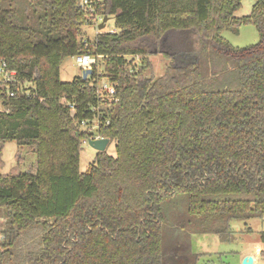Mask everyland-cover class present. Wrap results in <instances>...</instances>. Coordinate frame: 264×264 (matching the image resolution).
Returning <instances> with one entry per match:
<instances>
[{"label": "trees", "instance_id": "1", "mask_svg": "<svg viewBox=\"0 0 264 264\" xmlns=\"http://www.w3.org/2000/svg\"><path fill=\"white\" fill-rule=\"evenodd\" d=\"M241 1L104 0L116 30L90 45L77 0H0V63L16 74L13 97L0 84V264H196L191 236L227 241L232 221L264 216V0L236 17ZM247 24L257 44L220 35ZM87 51L91 74L60 81ZM94 136L114 155L80 172ZM10 141L34 155L27 171L18 151L1 173Z\"/></svg>", "mask_w": 264, "mask_h": 264}, {"label": "rangeland", "instance_id": "2", "mask_svg": "<svg viewBox=\"0 0 264 264\" xmlns=\"http://www.w3.org/2000/svg\"><path fill=\"white\" fill-rule=\"evenodd\" d=\"M255 0H242L240 8L234 13L236 17H242L249 14ZM115 29L114 20L109 18L105 28L101 31ZM83 40H88L92 45L97 34L96 29L92 26L83 25ZM221 37L235 48H243L257 44L260 40L259 32L254 25L247 24L238 27L237 32L224 29ZM153 71L156 76L162 75L168 60L162 56H150ZM81 70L76 65L74 56L65 58L59 66V80L68 82L75 77L81 76ZM99 83L104 82V78H99ZM93 122L92 129L95 130ZM82 150L79 156V171L87 170L89 163L93 160L96 151L88 144L82 143ZM21 154L20 169L27 171L35 157L27 149L18 150L15 142H6L1 151V160L3 166L1 173H7L17 163V152ZM105 151L109 155H114V143L108 142ZM0 222L2 215L0 214ZM232 235L230 240L221 241L213 234H196L191 236L192 251L198 255L196 264H241L242 259L251 255L254 257L253 264H264V255L257 252V248L263 250V245L259 241V233L264 231V216L262 218L251 219L245 222L232 221L230 223ZM250 229V231H247Z\"/></svg>", "mask_w": 264, "mask_h": 264}, {"label": "built area", "instance_id": "3", "mask_svg": "<svg viewBox=\"0 0 264 264\" xmlns=\"http://www.w3.org/2000/svg\"><path fill=\"white\" fill-rule=\"evenodd\" d=\"M103 1L104 0H77L78 9L82 11L85 15L91 16L93 27L94 29H96L97 33L100 32V30L97 29V26L99 23L102 22L104 17V15L98 13L99 8L103 4ZM115 30L116 29H109L106 32L113 33L115 32ZM100 57L101 56L91 54L90 51L74 56L76 65L80 68L81 73L88 69L92 70V68L97 65L98 59ZM15 75H16L15 71L6 69V64L4 62L0 63V84L4 85L7 95L9 97L14 96V91L10 89V85L14 81ZM95 92L97 96L100 98V100L111 98L115 93L113 86L105 80L102 83L99 82L97 83ZM96 127H97V122L94 125V128ZM97 138H102V137L94 136L89 139H97ZM87 140L88 139L84 140L83 143L87 144Z\"/></svg>", "mask_w": 264, "mask_h": 264}, {"label": "water", "instance_id": "4", "mask_svg": "<svg viewBox=\"0 0 264 264\" xmlns=\"http://www.w3.org/2000/svg\"><path fill=\"white\" fill-rule=\"evenodd\" d=\"M109 18L107 16L103 17L101 23L98 24L97 29L102 30L105 27V23ZM91 74V70H85L82 72V79H86L88 75ZM109 140L107 138H97V139H88L87 144L94 149L96 152H103L108 144ZM254 258L251 255H247L242 259L241 264H253Z\"/></svg>", "mask_w": 264, "mask_h": 264}, {"label": "crops", "instance_id": "5", "mask_svg": "<svg viewBox=\"0 0 264 264\" xmlns=\"http://www.w3.org/2000/svg\"><path fill=\"white\" fill-rule=\"evenodd\" d=\"M262 247H263V246H262ZM261 251H262V250H260L259 248H257V252L260 253ZM252 257H253V256H252ZM253 258H254V257H253ZM254 260H255V259H254Z\"/></svg>", "mask_w": 264, "mask_h": 264}]
</instances>
